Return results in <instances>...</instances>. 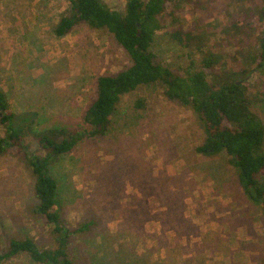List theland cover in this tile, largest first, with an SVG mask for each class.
Returning <instances> with one entry per match:
<instances>
[{
    "label": "rangeland",
    "instance_id": "1",
    "mask_svg": "<svg viewBox=\"0 0 264 264\" xmlns=\"http://www.w3.org/2000/svg\"><path fill=\"white\" fill-rule=\"evenodd\" d=\"M104 1L116 10L126 2ZM235 3L181 2L177 25L207 31L215 15ZM69 9L66 0H0V88L12 110L38 112L43 126L77 129L97 77L130 58L106 29L80 23L56 36L54 26ZM151 50L174 71L189 63L168 29L156 31ZM258 110L264 121V101ZM204 138L190 107L168 99L159 84L142 85L120 98L106 135L82 141L53 162L62 224L94 222L70 235L75 264H264L261 208L244 195L224 151L196 152ZM36 204L24 157L0 155V251L9 237L55 246L53 225L35 214ZM0 264L40 263L20 255Z\"/></svg>",
    "mask_w": 264,
    "mask_h": 264
},
{
    "label": "trees",
    "instance_id": "2",
    "mask_svg": "<svg viewBox=\"0 0 264 264\" xmlns=\"http://www.w3.org/2000/svg\"><path fill=\"white\" fill-rule=\"evenodd\" d=\"M66 1L70 9L55 24L56 36L68 34L80 23L106 29L130 63L97 77L96 95L82 115L84 126L77 129L43 126L38 112L12 110L0 88V155L13 152L24 157L34 179L35 214L53 225L56 242L39 247L31 236L9 237L0 251V263L26 255L40 264H75L70 235L89 230L94 222L84 220L76 227L62 224L51 164L82 141L106 135L120 98L142 85L159 84L168 99L192 109L205 134L196 152L224 151L244 195L264 215V121L258 110V103L264 101V0H236L233 10L215 15L207 31L177 25L175 9L188 0H126L123 10L104 0ZM160 29H168L187 50L189 63L182 72L163 64L151 50ZM195 52L198 59L193 58ZM137 104L142 106L141 101Z\"/></svg>",
    "mask_w": 264,
    "mask_h": 264
}]
</instances>
